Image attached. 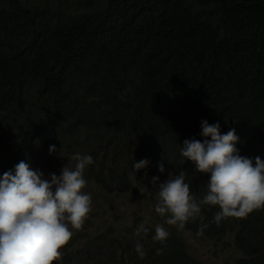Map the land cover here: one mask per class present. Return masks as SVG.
Here are the masks:
<instances>
[{
	"label": "trees",
	"instance_id": "1",
	"mask_svg": "<svg viewBox=\"0 0 264 264\" xmlns=\"http://www.w3.org/2000/svg\"><path fill=\"white\" fill-rule=\"evenodd\" d=\"M143 73L149 78L141 80ZM156 84L168 102V93L192 107L202 101L205 116L242 128L248 134L243 145L264 160V0H0V142L15 144L0 161V178L15 174L19 162L29 163L34 139L53 122L55 128L60 119L72 125L78 112L87 111L88 97L95 99L89 104L93 117L113 115L121 101L143 100ZM128 88L135 91L125 98ZM139 120L145 135L155 131L149 118ZM143 140L137 147L150 149ZM176 151L160 143V153ZM108 210L92 211L61 264H201L182 235L162 246L151 228L137 236L141 218L135 228L93 237L88 223ZM240 227L239 257L232 264H264V211ZM198 228L190 231L198 234ZM121 236L126 259L114 249ZM151 246L158 248L145 249Z\"/></svg>",
	"mask_w": 264,
	"mask_h": 264
},
{
	"label": "clouds",
	"instance_id": "2",
	"mask_svg": "<svg viewBox=\"0 0 264 264\" xmlns=\"http://www.w3.org/2000/svg\"><path fill=\"white\" fill-rule=\"evenodd\" d=\"M148 78L144 73L140 77ZM157 87L156 84L147 90ZM132 91L135 88L123 90L124 97L128 98ZM166 93L164 88H158L143 100L127 105L121 101L116 114L104 112L98 117H93L89 107L95 99L88 97L87 111L78 112L72 125L60 119L56 128L53 122L34 139L28 152L29 163L19 162L15 174L4 172L0 178V264L64 262L65 248L75 231L86 227L94 209L100 211L110 205L109 210L115 212L112 201H108L114 190L131 193L132 200L137 199L138 190L128 183L127 170L112 168L110 176L101 171L105 160L119 161L137 149L146 154L134 163L135 171L145 167L159 170L145 176L143 185L149 194L143 196L142 209L130 216L133 222L143 219L137 236L147 232L144 224L149 218L159 220L146 227L152 229L153 239L160 246L174 235H182L186 245L189 235H202L208 227L203 237L220 241L221 245L230 242V236L236 247L241 224L264 211V160L243 145L248 134L242 128L233 127L225 119L205 116L202 101L192 107L168 93V102ZM140 117L149 118L155 128L153 133L144 134L143 130L148 129L140 125ZM85 120L93 124L82 125ZM142 138L150 149L137 147ZM46 143L52 146H42ZM160 143L177 151L162 154ZM43 171L60 175L51 174L46 179ZM101 175L110 180L100 190L107 200L104 207L84 191L89 181L104 182ZM88 226L92 228L89 223ZM194 226H199L198 234L190 231ZM208 231L216 235L209 237ZM126 246V239L119 237L114 248H124L119 259L127 258ZM135 250L142 259L143 245L137 242Z\"/></svg>",
	"mask_w": 264,
	"mask_h": 264
},
{
	"label": "rangeland",
	"instance_id": "3",
	"mask_svg": "<svg viewBox=\"0 0 264 264\" xmlns=\"http://www.w3.org/2000/svg\"><path fill=\"white\" fill-rule=\"evenodd\" d=\"M35 4H39V2H36ZM199 9L203 10L204 8L199 7ZM6 141L0 142V161L1 159L8 158L12 150L15 148L14 139H10L7 142ZM144 154H146V152H141L138 154L130 153L119 161L107 159L103 162L101 171H106L109 176L110 170L112 168L115 169L117 167H121L122 171L127 170L128 183H130L134 189H137L138 193L137 199L132 200L130 195L131 193L124 194L121 190H114V196L108 197V201H112L113 205L111 206L115 208V212L113 213L112 211L108 210L107 213H105L100 219H93L91 221L92 228H90V232L93 237L104 236L110 229H113L116 235V229L118 226L135 228L134 222L130 216L134 212H138L142 209L143 196L149 194L148 190H145V186L143 185L145 176L158 173L159 171L158 169H154L152 167H145L140 171H135V169H133L134 163L143 160ZM148 163L150 164L151 162L148 161ZM133 171H135V174ZM43 174L46 179H50L51 174H56L57 176L60 175L58 172L54 173L45 171H43ZM101 177L104 179V182L95 181L92 183L89 181L87 183L88 188H85L84 191L90 194L92 198H97V204H101L104 207L107 204V200L104 198V195L100 190H103V186L110 180L109 178H106L102 175ZM118 184L121 185L119 182ZM108 206L110 205H106L104 208H107ZM158 221L159 220L156 219L152 221L151 219L146 218L144 227L147 225H154L158 223ZM170 230L173 231L171 228ZM188 238L189 240L188 244H186V249L188 253L194 258L198 259L201 264H231L239 257V250L233 246L230 236H227L230 242L221 245L220 241H213L208 237H203V235L196 236L191 234L188 236ZM149 248L154 250L158 247H145L146 250ZM121 251L122 250L120 249L118 250V252Z\"/></svg>",
	"mask_w": 264,
	"mask_h": 264
}]
</instances>
